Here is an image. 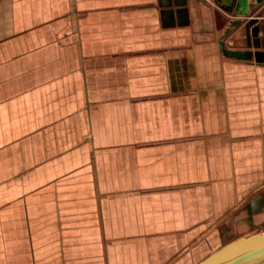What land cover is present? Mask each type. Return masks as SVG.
<instances>
[{
  "label": "crops",
  "instance_id": "0c3cea01",
  "mask_svg": "<svg viewBox=\"0 0 264 264\" xmlns=\"http://www.w3.org/2000/svg\"><path fill=\"white\" fill-rule=\"evenodd\" d=\"M227 2L0 0V264L264 233V64L221 47L264 50V0Z\"/></svg>",
  "mask_w": 264,
  "mask_h": 264
},
{
  "label": "water",
  "instance_id": "95a60500",
  "mask_svg": "<svg viewBox=\"0 0 264 264\" xmlns=\"http://www.w3.org/2000/svg\"><path fill=\"white\" fill-rule=\"evenodd\" d=\"M229 2L238 1L245 6V0H227ZM257 3L262 0H255ZM246 9V6H245ZM240 23L233 21L231 25ZM229 28L226 32H229ZM222 52L225 56L244 61H254L264 64V50H236L224 47L221 42ZM197 264H264V233H253L247 236L237 237L218 249L212 251Z\"/></svg>",
  "mask_w": 264,
  "mask_h": 264
},
{
  "label": "bare ground",
  "instance_id": "6f19581e",
  "mask_svg": "<svg viewBox=\"0 0 264 264\" xmlns=\"http://www.w3.org/2000/svg\"><path fill=\"white\" fill-rule=\"evenodd\" d=\"M264 232V231H263Z\"/></svg>",
  "mask_w": 264,
  "mask_h": 264
}]
</instances>
